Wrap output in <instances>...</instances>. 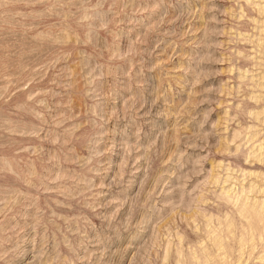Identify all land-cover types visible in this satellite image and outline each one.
Instances as JSON below:
<instances>
[{"label": "rangeland", "instance_id": "obj_1", "mask_svg": "<svg viewBox=\"0 0 264 264\" xmlns=\"http://www.w3.org/2000/svg\"><path fill=\"white\" fill-rule=\"evenodd\" d=\"M0 264H264V0H0Z\"/></svg>", "mask_w": 264, "mask_h": 264}]
</instances>
